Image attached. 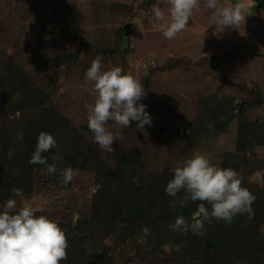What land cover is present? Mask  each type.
<instances>
[{
	"label": "rangeland",
	"instance_id": "obj_1",
	"mask_svg": "<svg viewBox=\"0 0 264 264\" xmlns=\"http://www.w3.org/2000/svg\"><path fill=\"white\" fill-rule=\"evenodd\" d=\"M236 3L237 0H220L221 6ZM246 3L248 10L262 13L254 26L247 24L246 16L239 29L222 28L215 23L213 10L200 0V9L194 11L186 30L168 40L158 30L152 11L160 7L167 14L166 0H0V70L10 62H20L28 84L49 96L56 117L47 131L56 137L59 148L46 154L47 160L53 163L54 156L63 157L55 161V174H46L45 165L31 166L32 189L22 190V198L11 192L1 199L6 202L14 198L18 207H32L36 215L56 220L67 236H73L78 224L97 222L90 215L92 197L100 185L97 171L116 168L122 154L137 168L131 178L138 181L145 173H174L178 165L198 152L220 167L236 166L243 187L256 197L252 207L257 219L264 204V136L243 142L241 149L235 142L237 111L244 110L245 119L257 120L264 126V11L255 0ZM127 22H131L132 30L124 36ZM103 47L113 49L102 52ZM75 49L80 53L74 60L60 59ZM96 56L102 58L103 70L120 66L125 73L144 80L147 94L140 103L147 106L152 118V124L143 129L136 127V121L122 129V139L113 142V152L100 150L87 127L85 104L93 103L96 93L85 73ZM251 88L253 94L247 92ZM228 96L233 99L229 114L232 118L224 113L219 116L227 119L228 127L214 133L211 130L217 128L219 120L209 118L206 129L201 128L193 137L190 128L201 100L206 97L214 104L222 100L226 103ZM10 98L4 102L5 130L21 133L26 121L36 118L37 109L35 105L22 104L16 93ZM240 102L250 104L244 107ZM108 127L115 129L112 124ZM2 164L11 167L10 173L16 172L17 162L11 150L5 157L0 155ZM66 167L73 170V179L63 184L59 170ZM1 199L0 208L5 203ZM147 231L143 228L136 233L134 241L128 235L122 240L116 234L92 236L83 244L68 239L67 258L74 255V259L61 264H78L76 253L100 252L102 248L111 257L105 264L215 263L210 249L204 255L194 251L175 255L164 244L151 251L147 246L145 252L139 253L131 242L140 243L141 238L145 241ZM238 237L234 242L245 240L240 234ZM249 237L264 243V219L249 229ZM249 243L251 248L257 247L255 242ZM244 248V244L236 248L239 257L234 260L219 259L216 264H247L240 252ZM261 255L264 259V245Z\"/></svg>",
	"mask_w": 264,
	"mask_h": 264
},
{
	"label": "clouds",
	"instance_id": "obj_2",
	"mask_svg": "<svg viewBox=\"0 0 264 264\" xmlns=\"http://www.w3.org/2000/svg\"><path fill=\"white\" fill-rule=\"evenodd\" d=\"M166 3L167 14L160 7L152 11L158 30L172 40L186 30L194 11L200 9V0H166ZM205 6L213 10V19L222 28L239 29L245 23L246 0H237L234 6H221L220 0H205ZM103 68L102 58L96 56L85 73V79L93 82L96 93L94 102L85 104L87 127L100 150L113 152V142L122 139V129L128 128L132 121L137 122L138 129H143L152 124V118L146 111L147 106L140 103L147 94L141 80L125 73L120 66ZM109 124L115 125V129H110ZM17 139L22 140L23 134ZM58 148L56 138L41 131L29 163L45 165L46 174H55V161L62 160V155L54 156V162L49 164L42 154ZM59 173L63 183L73 179L71 167ZM165 192L174 198L169 205L173 210L199 202L190 219L178 215L169 223L168 228L173 232L203 236L205 224L213 220L230 225L238 216L246 214L249 219L254 216L252 205L256 197L243 187L238 172L232 167H220L209 156L198 152L174 169ZM12 193L23 197L20 188H13ZM144 242L141 238L140 243ZM68 247L67 235L56 220L36 215L30 206L18 207L14 198H9L0 208V264H61L67 259ZM173 249L180 251V245H173Z\"/></svg>",
	"mask_w": 264,
	"mask_h": 264
},
{
	"label": "trees",
	"instance_id": "obj_3",
	"mask_svg": "<svg viewBox=\"0 0 264 264\" xmlns=\"http://www.w3.org/2000/svg\"><path fill=\"white\" fill-rule=\"evenodd\" d=\"M248 13L247 18L249 19L247 23L249 24L254 23L262 16V13L257 12L255 18L252 15L251 18L249 10ZM116 36L117 38L120 37L119 32ZM107 50L110 51V49L103 47L101 51L105 52ZM2 67L3 69L0 70V155L5 157L7 150H11L12 159L17 162V167L16 172L10 173L11 167H5L4 164L0 166V199L11 193L13 188H20L26 192L32 189L33 177L31 171L33 168L31 166L41 164H31L29 160L35 150L38 134L41 131L48 132L47 130H51L56 117V110L49 96L43 91L41 93L40 89H36L35 85L28 84V78H26L27 76L24 74L25 72L20 62H10L8 67ZM8 83L11 86L10 90ZM142 83H144V80H142ZM246 88L245 86L244 89L246 90ZM247 92L253 94L252 88ZM12 93L19 95V101L25 106L35 105L37 109L36 118L26 121L24 127L22 126L20 129L23 134L22 140L17 139L18 135L21 134L19 129L17 133H12L9 129L5 130L4 102L12 96ZM231 97H226V103L222 100L220 101L221 103L215 104L206 100V97L202 99L191 124V135L196 137L198 131H201L203 127L205 128L204 125L209 118L219 120L217 128L211 131L218 133L225 130L228 127L227 119H221L219 116L224 113L229 117V114H231L232 106L230 103L233 100ZM240 104L245 107L250 103L240 102ZM234 115L236 117L235 142L237 149L244 148L243 142L245 141L253 140L257 136H264V126H261L257 120L249 121V118L245 119L244 110L240 111V113L237 111V114L234 113ZM229 118L232 117L230 116ZM74 141L75 143L78 142L75 139ZM52 151L54 149L42 155L48 159V155ZM26 155L28 157H25ZM127 160L125 154H122L116 168L105 169L103 172L97 171L100 175V185L93 194L90 211V215L97 222L90 221L78 224L77 228L80 232L88 230L89 234L81 236L75 233L73 236H67L69 240L82 242L83 244L84 239L92 236L101 238L102 235L116 234L122 237V240L128 235L134 241V235L140 233L143 228H147V239L144 245L131 242L132 245H136L139 253L142 250L145 252L147 246H150L151 251L152 248L161 247L164 244H168L175 255L192 253L193 251L204 255L210 249L215 259L213 264H216L219 259L220 262H225L239 257V251L236 248L244 244L245 248L240 250V252L243 254L247 264H264V259L261 255L264 245L263 242H260L262 239L249 237V229L256 228L264 219V204L262 211L256 216L257 219L254 217L249 219L245 214L235 218L230 225L217 222L216 220L206 223L203 236H196L190 232L187 234L173 232L168 228L169 223L174 222L178 215H183L185 218L190 219L191 213L196 210L199 202L190 203L187 207L173 210L169 205L174 198L168 196L165 192L167 181L172 178L173 173H145L142 174V180L133 181L131 174L135 173L137 168H135L133 162L129 164ZM49 163L51 164V162ZM227 166L234 168L231 164H227ZM178 195H182V193ZM1 200L5 202L3 199ZM257 206L258 208L260 207L259 205ZM238 234L242 235L245 240L234 242V239L239 238ZM246 237L250 238L249 241ZM250 241L255 242L258 248H251ZM173 245H180V251H175ZM203 247H206L205 250ZM233 249H235L234 253H232ZM84 251H82L81 255H77V253L75 255L78 264H81L83 259L84 264H105L106 261H111L106 249L102 248L100 252H86V254ZM97 253H102L103 257L94 260L93 257ZM224 254L228 257L224 258ZM82 255L83 257H81ZM73 259L74 255L73 258H67L66 260L71 261Z\"/></svg>",
	"mask_w": 264,
	"mask_h": 264
},
{
	"label": "water",
	"instance_id": "obj_4",
	"mask_svg": "<svg viewBox=\"0 0 264 264\" xmlns=\"http://www.w3.org/2000/svg\"><path fill=\"white\" fill-rule=\"evenodd\" d=\"M255 2H256V4H257V6H259L263 11H264V0H255ZM131 22H127L125 25H124V29H125V31H124V36H127L130 32H131ZM110 49H113V48H110ZM80 53V50L79 49H75L74 51H71L70 53H69V55H67V56H61V60H69V61H72V60H74L76 57H77V55ZM257 91L258 90H255V92H256V94H257ZM259 96V95H258ZM258 101V100H257ZM259 102V101H258ZM249 103V102H248ZM176 133H179V129L178 128H176L175 130H174ZM233 165V164H232ZM234 168H236V166L234 165L233 166ZM63 184H67V183H63ZM75 233H77V234H79V235H81V236H83V235H86V234H89V231L88 230H86V231H83V232H80L78 229H74L73 230V234H75ZM208 251V250H207ZM99 257H103V254L102 253H97V254H95L94 255V257H93V259L94 260H97Z\"/></svg>",
	"mask_w": 264,
	"mask_h": 264
},
{
	"label": "crops",
	"instance_id": "obj_5",
	"mask_svg": "<svg viewBox=\"0 0 264 264\" xmlns=\"http://www.w3.org/2000/svg\"><path fill=\"white\" fill-rule=\"evenodd\" d=\"M248 3H249V5H250V1H248ZM248 5V4H247ZM248 8H249V6H248ZM249 11H250V16L252 15L254 18H255V16H256V11H254V10H252L251 11V9H249ZM248 13V10H247V12L245 13V14H247ZM253 13H256V14H254L253 15ZM249 14V13H248ZM252 16H251V18H252ZM257 21H258V19L256 20V21H254V23H251V24H249V23H247L249 26H254V24H256L257 23ZM245 24V23H244Z\"/></svg>",
	"mask_w": 264,
	"mask_h": 264
}]
</instances>
